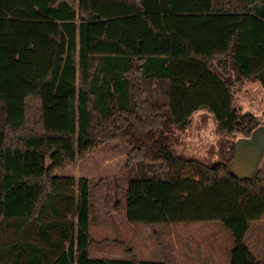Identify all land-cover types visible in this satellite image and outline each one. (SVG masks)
I'll return each mask as SVG.
<instances>
[{
	"label": "trees",
	"instance_id": "1",
	"mask_svg": "<svg viewBox=\"0 0 264 264\" xmlns=\"http://www.w3.org/2000/svg\"><path fill=\"white\" fill-rule=\"evenodd\" d=\"M240 80L264 88V0H0V264H171L120 239L126 258L91 256L107 241L90 231L105 180L61 171L114 141L127 147L130 222L159 237L218 222L231 264H264L246 241L264 219V173L241 179L176 149L202 109L221 154L251 134Z\"/></svg>",
	"mask_w": 264,
	"mask_h": 264
},
{
	"label": "rangeland",
	"instance_id": "2",
	"mask_svg": "<svg viewBox=\"0 0 264 264\" xmlns=\"http://www.w3.org/2000/svg\"><path fill=\"white\" fill-rule=\"evenodd\" d=\"M234 90L235 103L241 111H253L248 107L261 105V101H263L262 105L264 106V97H261L264 94L261 92L264 91L256 81L240 80ZM202 112L195 113L190 128L192 138L197 142L205 140L204 136H209L214 122L209 113L200 115ZM203 131L205 134H202ZM239 136L242 135L237 133L235 137L230 138L234 140ZM179 140L177 151H187L184 147L185 140L180 136ZM221 142L222 136L219 144ZM210 144L208 141L202 146L200 145L199 149L190 148L187 151L188 154L184 153L201 159L206 157L207 161L211 162L225 160L226 158L221 159L218 157L215 159L212 157L210 149L213 147L211 148ZM126 149L124 143L106 142L88 158L78 161L72 168L61 171V173L74 175L76 178L87 176L92 179L93 184L101 178L105 180L101 185L96 186L92 193L96 209L91 217L90 231L93 237L99 241H107L95 244L91 248V256L126 258L124 248L113 242L120 239L133 246L138 257L143 260L161 259L162 252L166 249L171 252L173 259L184 254L189 258L190 264H203L205 262L206 264H212L210 254H206L204 251L208 249L207 247H209L211 241L208 235H212L214 241L219 243L218 245L221 247L220 262L231 264V251L234 242L229 231L218 222L176 223L168 226L165 231L161 232L159 237L154 232L161 231V226L154 228L141 222L132 223L128 220L125 192L128 178V173L125 170ZM205 153L208 155L204 157ZM258 170L264 173V157ZM256 226V223H250L246 241L256 257L264 261V228L256 232Z\"/></svg>",
	"mask_w": 264,
	"mask_h": 264
},
{
	"label": "water",
	"instance_id": "3",
	"mask_svg": "<svg viewBox=\"0 0 264 264\" xmlns=\"http://www.w3.org/2000/svg\"><path fill=\"white\" fill-rule=\"evenodd\" d=\"M261 97H264V94ZM262 102L263 101H261V105L253 107L250 104L251 107H248L253 110L250 112L258 118L259 124L253 129L249 136L242 135L232 140L225 154L226 159L219 161L228 166L234 176L241 179L253 178L264 157V106ZM208 113L214 121L213 127H211L212 133L210 132L209 136L212 135L216 141H219L221 135L216 131V122L212 113L209 111Z\"/></svg>",
	"mask_w": 264,
	"mask_h": 264
},
{
	"label": "crops",
	"instance_id": "4",
	"mask_svg": "<svg viewBox=\"0 0 264 264\" xmlns=\"http://www.w3.org/2000/svg\"><path fill=\"white\" fill-rule=\"evenodd\" d=\"M257 82V84H259L260 85V83L258 82V81H256ZM238 83V82H237ZM237 85V84H236ZM199 111H203L202 113H200V115L201 114H204V113H208V111L207 110H205V109H202V110H199ZM199 111H197V112H199ZM196 112V113H197ZM195 115V114H194ZM194 115H193V119H194ZM190 128H191V126L188 128V129H186L185 131H178L177 132V134L183 139V140H185V142H186V144L184 145V147H185V150H187L188 151V149H190V148H196V149H199V146L201 145L202 146V144H205L206 142H210L211 144V146L210 147H212V146H214V148H216L215 150H216V155H214L215 156V158H218L219 157V153H220V145H219V141H216L213 137H212V135H210V136H208V135H206V136H204V139L205 140H200V141H196L194 138H192V133H191V130H190ZM204 130H206V129H204ZM207 133V132H206ZM202 134H205V132L203 131V133ZM201 142V143H200ZM214 142V143H213ZM187 151H181V152H185V153H187ZM188 154V153H187ZM213 154V153H212ZM208 154L207 153H205L204 154V157L205 156H207ZM203 159H206V157L205 158H203ZM116 207H117V204H116ZM252 222H254V223H256V232L259 230V229H261V228H264V219H261V220H257V221H252ZM173 225V224H172ZM171 226V225H170ZM249 229H250V227H249ZM248 232H249V230H248ZM209 233V232H208ZM248 234V233H247ZM247 236V235H246ZM208 237H209V239L211 240L210 242H209V247H207L208 249L206 250H204L205 252H206V254H210V258L212 259V264H222L221 262H220V256H219V254L221 253V247L218 245L219 243H217V242H215L214 241V239H213V237H212V235H208ZM216 241H217V239H216ZM250 246V245H249ZM252 249V248H251ZM253 251V250H252ZM137 254V253H136ZM126 255H127V253H126ZM137 256H138V254H137ZM93 257V256H92ZM127 257V256H126ZM164 257H167V258H169V260H170V262H171V264H190V262H189V258L188 257H186L184 254H181L180 256H178V258H174L173 259V257H172V254H171V252H169L168 250H166L165 249V251H163L162 252V257H161V259H163ZM105 258H109V257H105ZM111 258H113V257H111ZM258 258V257H257ZM259 259V258H258ZM158 260V259H157ZM261 260V259H260ZM261 261H263V260H261ZM264 262V261H263ZM195 264V263H194ZM203 264H206V262L205 263H203Z\"/></svg>",
	"mask_w": 264,
	"mask_h": 264
},
{
	"label": "flooded vegetation",
	"instance_id": "5",
	"mask_svg": "<svg viewBox=\"0 0 264 264\" xmlns=\"http://www.w3.org/2000/svg\"><path fill=\"white\" fill-rule=\"evenodd\" d=\"M201 130V129H200ZM213 148H214V146H212ZM211 147V148H212ZM210 149V151L213 153V154H211L212 155V157L213 158H215V156L214 155H216L215 153H216V150H215V148L214 149ZM225 154H226V152H224L223 154H221V149H220V153H219V157L221 158V159H225L226 157H225ZM216 159V158H215ZM206 160V159H205Z\"/></svg>",
	"mask_w": 264,
	"mask_h": 264
}]
</instances>
